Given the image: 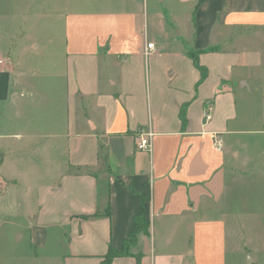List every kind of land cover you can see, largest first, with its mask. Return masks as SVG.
Returning <instances> with one entry per match:
<instances>
[{
	"label": "crops",
	"instance_id": "crops-1",
	"mask_svg": "<svg viewBox=\"0 0 264 264\" xmlns=\"http://www.w3.org/2000/svg\"><path fill=\"white\" fill-rule=\"evenodd\" d=\"M50 1L0 0V264H102L147 188L151 235L112 264H254L240 228L264 215L248 204L264 177V0H67L62 15Z\"/></svg>",
	"mask_w": 264,
	"mask_h": 264
},
{
	"label": "rangeland",
	"instance_id": "rangeland-1",
	"mask_svg": "<svg viewBox=\"0 0 264 264\" xmlns=\"http://www.w3.org/2000/svg\"><path fill=\"white\" fill-rule=\"evenodd\" d=\"M57 2H60V8L59 11L62 13H65L66 11H68L67 9L64 8V5L66 4L67 0H52L49 3V7L53 8V5H56ZM57 7V6H56ZM54 8V11H57L58 8ZM50 11H52V9H50ZM78 11H85L84 8H78ZM58 18H55V20H57ZM61 22V21H60ZM56 24V30L54 31L55 35L58 36V38L56 40H54L52 42V47L54 49V52H56L55 54V60L58 59V61L60 62L58 64V66H60L61 64V60H62V54L65 50V45H66V41H65V37H64V29H63V22H61V25ZM48 44V43H47ZM48 59V58H47ZM61 68H62V64H61ZM255 107V114L261 116L264 113V105L262 104V99L261 97H256V101L253 104ZM257 135H252L249 137V142L248 143H252L257 139ZM260 138H258L257 140H259ZM261 141L263 142L262 145H264V136L261 137ZM250 185V200L248 202V204L250 206H253V212L256 214H264L263 211H257V207L258 205L261 203V198L264 197V177H256L251 176V184ZM244 191V190H243ZM246 192V191H244ZM239 235V234H238ZM240 237H245V242L248 243V241H250V251L253 253V257L255 260L254 264H264V249L263 248H258V246L256 247V245L260 243V238L264 239V215L263 216H256V217H250L248 218V220L245 223V226L242 224V228H240ZM249 238H251L249 240ZM253 243H252V241ZM264 242V241H263ZM249 244V243H248ZM230 263L231 264H252L250 262V258L248 256H245L244 253H240L237 252L236 255H231L230 256Z\"/></svg>",
	"mask_w": 264,
	"mask_h": 264
},
{
	"label": "trees",
	"instance_id": "trees-1",
	"mask_svg": "<svg viewBox=\"0 0 264 264\" xmlns=\"http://www.w3.org/2000/svg\"><path fill=\"white\" fill-rule=\"evenodd\" d=\"M205 1V0H203ZM198 54L197 52H190L189 55L194 61L196 67L202 74L201 81H203L207 77V70L200 65L198 61ZM183 123L185 124L184 116L182 115ZM141 203H142V209L141 211L135 216V230L130 234L129 238L125 240L122 250H117L114 247L110 246L108 253L105 255L102 264H112L113 260L117 257L127 255L130 248L134 246L138 238L143 235L146 237H150L151 235V221L147 217L144 205L150 200V190L149 188L145 189L141 194ZM106 215H110V205H108L106 210ZM137 263L140 264L142 260V255H136Z\"/></svg>",
	"mask_w": 264,
	"mask_h": 264
},
{
	"label": "built area",
	"instance_id": "built-area-1",
	"mask_svg": "<svg viewBox=\"0 0 264 264\" xmlns=\"http://www.w3.org/2000/svg\"><path fill=\"white\" fill-rule=\"evenodd\" d=\"M156 50L155 48V44L153 43H150L148 44L147 46V55H150L152 52H154ZM4 65V60L0 58V68ZM206 119H210V115H206ZM150 136L147 135V136H141L140 137V140L137 144V149L140 150V151H146L150 148ZM223 145H224V140L223 138L220 136V135H216L214 137V142H213V146L215 149L217 150H222L223 148ZM1 184V182H0ZM2 194V188L0 186V195Z\"/></svg>",
	"mask_w": 264,
	"mask_h": 264
}]
</instances>
